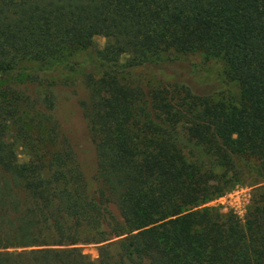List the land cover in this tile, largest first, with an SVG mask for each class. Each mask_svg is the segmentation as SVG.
I'll use <instances>...</instances> for the list:
<instances>
[{
    "label": "trees",
    "instance_id": "16d2710c",
    "mask_svg": "<svg viewBox=\"0 0 264 264\" xmlns=\"http://www.w3.org/2000/svg\"><path fill=\"white\" fill-rule=\"evenodd\" d=\"M195 55L222 89L156 77ZM67 77L92 175L56 114ZM244 184L243 220L207 205ZM0 264H264V0H0Z\"/></svg>",
    "mask_w": 264,
    "mask_h": 264
},
{
    "label": "rangeland",
    "instance_id": "374dc122",
    "mask_svg": "<svg viewBox=\"0 0 264 264\" xmlns=\"http://www.w3.org/2000/svg\"><path fill=\"white\" fill-rule=\"evenodd\" d=\"M105 39L102 37L95 38V48H102ZM93 49H88L77 53L74 59L83 61L93 57ZM181 68L186 70L178 71L177 75L163 74L154 75L150 72H137L135 76L151 80L152 77L161 78L164 82H172L176 79L192 83L197 89L204 92L222 89L224 85L223 65L217 60H205L201 56H190L184 63L180 64ZM227 92L237 93V88L232 83L225 86ZM54 94L56 96V114L76 151L78 159L82 163L85 172L88 175L94 173L95 154L90 141L87 125L83 118L79 105L80 100L85 98V90L80 83L79 78L67 77V81L59 80L55 83ZM25 151V150H24ZM23 148L18 147L17 152L21 154V159H25ZM248 184L237 185L232 190L225 193L222 197L209 202L208 206L221 208L223 211L232 210L241 220L244 219L247 208L250 204L251 189ZM83 252L88 254L92 259L98 255L96 244L81 245Z\"/></svg>",
    "mask_w": 264,
    "mask_h": 264
}]
</instances>
